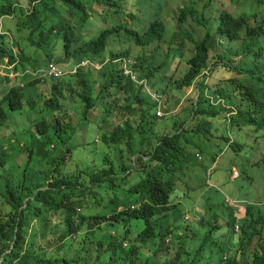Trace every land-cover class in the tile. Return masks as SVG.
Instances as JSON below:
<instances>
[{
  "label": "trees",
  "instance_id": "obj_1",
  "mask_svg": "<svg viewBox=\"0 0 264 264\" xmlns=\"http://www.w3.org/2000/svg\"><path fill=\"white\" fill-rule=\"evenodd\" d=\"M120 2L49 0L45 4L32 0L37 5L30 13L23 8L13 10L12 6L3 5L0 17L18 14L22 18L19 31H31V34L23 39L24 47L21 43L9 45L6 36L0 34V59L8 60L9 66L19 73L25 71L27 65L38 63V52H29V46L38 48L43 58L51 61L58 42L62 64L79 65L85 60L104 64L108 40L118 33V29L103 31L98 39L90 41L86 40V29L94 18V5L118 9ZM40 9L48 15L45 21ZM26 17L30 20H24ZM48 22L52 24L51 28L47 27ZM126 33L136 46L145 47L162 43L166 29L156 21L142 35L128 30ZM262 37L264 22L260 23L256 16L243 13L236 17L222 12L214 37L208 34L196 43L195 55L188 61L183 77L173 82L170 78V58H183L182 50L168 53L157 68L148 71L139 60L134 70L140 73V80L148 79L151 88L158 93L165 94L168 85L176 90L190 88L208 68L209 52L214 45L217 50L214 94L244 106L243 111L230 118V126L254 127L256 132L261 131L264 130V95L259 102L256 91L241 83L250 78L242 75L244 70L256 68L250 55L258 43L255 39ZM240 40L245 46L251 43L253 49L246 48L243 51L248 54L245 60L232 68L226 64L227 57L222 49L233 48L235 53L233 45ZM118 58L119 54L113 55L112 61ZM220 74L226 77L216 79ZM98 76L100 92L95 97L90 82L92 75L83 70L54 85L57 94L49 101L37 102L39 82H30L28 78L23 79L24 89L16 86L0 92V123L8 122L15 114L38 115L41 122L37 124V130L41 135H45L47 118L52 119L55 113L64 117L65 91L67 88L69 92L73 91V81L84 88L76 98L72 97L82 118L99 102L101 124H104L111 118L110 97L119 95L123 96L131 118L111 132L100 135L113 159L104 158L106 167H87L78 174H70L63 171L64 154L71 152L67 143L75 129L69 124L61 126L58 117L57 123L51 126L54 131L57 128V179L45 176L44 184L35 189L21 187L17 192H6L7 204L15 214L0 224V264H213V198H209L208 193L202 195L210 206L205 210V216L195 218V224L185 223L179 204L171 203L180 175L189 164L196 163L189 150H196L197 141L208 142L211 136L212 125L208 120L213 119V112L205 107L207 102L198 100L193 108L195 125L192 129L182 130L173 124L172 133L157 135L153 106L141 97L139 90L133 91V84L126 83L118 67L105 65ZM260 77L257 80L264 82ZM118 102V99L113 101L114 104ZM233 148L240 150L241 146L234 144ZM6 159L7 149L0 142V168L4 167ZM122 162H134V166L126 167ZM117 167L119 173L134 170L142 178L131 181L128 174L125 178H116ZM246 211L251 214L249 208ZM51 213L56 215L57 234L49 228ZM33 219L37 220L36 226L32 225ZM263 223V215L252 218L254 226ZM43 228L47 230L42 232L46 240L39 242ZM254 256L253 264H264V247Z\"/></svg>",
  "mask_w": 264,
  "mask_h": 264
},
{
  "label": "rangeland",
  "instance_id": "obj_2",
  "mask_svg": "<svg viewBox=\"0 0 264 264\" xmlns=\"http://www.w3.org/2000/svg\"><path fill=\"white\" fill-rule=\"evenodd\" d=\"M47 3V0H41ZM20 7L28 12H31L35 4L32 0H0L2 5ZM95 16L92 25L86 29V38L95 40L104 30L119 29V33L109 39L108 49L105 53V58L108 60L111 56L120 54L123 58L131 59L135 63L139 58H142L143 65L146 68L158 67L165 59L168 53L172 50H182L183 58L175 60L172 63L170 78L171 82L183 77L187 71V63L195 55V45L193 41H201L209 33L214 35V31L218 26V21L222 12H229L236 17L243 15L256 16L261 23L264 22V0H121L119 8H109L105 6L95 5L93 7ZM163 10L160 20L166 27V38L163 44H154L150 47L138 48L128 39L125 34L126 30L141 32L149 27L154 21L155 16ZM191 12L192 15L183 18L180 22L181 12ZM259 17V18H258ZM24 20L29 21L28 17ZM19 16L0 17V33L5 34L6 41L9 45L13 43H22L23 38H28L30 32H18ZM253 25V23H252ZM176 35L172 41V35ZM258 42L255 49L250 55L253 66L252 70L245 69L242 75L250 77L243 81L245 87L253 88L256 91L258 101L264 95V82H260V78L264 81V37L255 39ZM235 53L233 48L222 49L223 54L227 57L226 64L230 67H236L241 61L245 60L247 53L243 51L246 48H251L252 44L248 43L245 46L243 40L238 41L235 45ZM17 51V50H16ZM38 52V63L27 65L24 72L17 73L14 67H9L8 62L0 59V92L3 93L7 89H12L18 85L23 87V78L26 73H33L38 70L45 69L52 61L56 62L60 67L69 70L73 68V63L64 65L58 62L63 59L62 51L59 50L52 61L43 58V54L36 48H30L29 52ZM217 60L214 58V49L209 54L208 69L210 77L207 84L209 91L213 92V86L216 84L214 72V64ZM256 64V66H255ZM119 69H120V65ZM85 73H91L93 84V94L98 95L100 92V83L98 71L84 69ZM242 71V70H241ZM222 75V74H220ZM218 75L217 77H219ZM30 76V75H28ZM226 77L223 75V78ZM64 79H68V76ZM217 79V78H216ZM32 81L33 78L30 79ZM63 80V79H62ZM38 99L37 102H44L53 99L54 85L57 81L43 79L38 80ZM170 82V83H171ZM201 83L197 79L193 87L180 91L174 90L171 85L166 88L165 94H160L164 103L165 117L157 119L155 133L157 135L170 134L173 131L172 123L176 127H182L183 130H190L195 125L193 118V105L198 96V86ZM73 91L69 92L67 88L65 95L67 104L64 106V117L54 114L52 119L46 121L48 127L45 135H38L36 121L38 116H14L6 124H0V141L8 148L7 160L4 167L0 168V224L6 223L14 216L15 212L7 204L5 193L7 189H12L15 192L20 186L35 189L38 185H43V178L49 176L51 178L57 176V135L50 127L53 123H57L60 119V125L69 124L75 129V135L72 136L68 143L71 148V153H65L66 159L63 171L64 173L78 174L80 170L87 166H95L102 168L104 164V156L108 154V148L100 141L101 133L111 132L114 128L122 125L125 121H130L128 111L125 107L124 98L122 95L110 97L111 103V118L103 125H100L102 119L100 103L86 114L85 120L81 118V111L75 106L77 93L83 91V87L77 82H72ZM239 85V84H236ZM238 92V89H237ZM228 94V93H227ZM118 99L119 102L114 104L113 101ZM227 105H233L240 112L244 110V106L240 103L229 102L224 98ZM39 110V109H38ZM218 113L219 118L214 120L215 127L218 128V135L228 136L227 131L223 128L225 122L223 120L220 109H213ZM209 148L198 142V149L193 151L199 154L201 159L197 157V162L190 164L183 175H180L177 183V198L174 202L181 203L185 222L193 223L197 214H204L202 206H206V202L201 200V193L207 189L213 192V219L214 216L222 210L224 199H229L226 203L235 208V214H240L239 204L232 202H254L264 203V130L255 131L254 127H240V130L233 129L229 132L232 138H236L237 142L242 144V148L238 152L225 150L224 141L222 138H214L213 140V119ZM57 132V128H56ZM48 138L49 143H45ZM223 141V142H220ZM192 151V150H191ZM221 151L223 153H221ZM218 156L216 163L213 166V157ZM109 158H111L109 156ZM126 167H133V163L122 162ZM154 164V163H153ZM117 167L116 178H128L131 181L139 180L142 177L136 175L134 170L128 173H119ZM236 171L238 178H232V172ZM67 175V174H64ZM259 214L264 213V207H260ZM53 221L54 213H51ZM241 218V215H236ZM29 220L31 218L29 217ZM216 226L221 225V218L214 221ZM32 225H37V220H32ZM229 230L224 233H219L215 236V244L219 248L230 246V242L234 239H227ZM41 237L39 242L44 241ZM260 242L264 246V223L261 226ZM244 263L250 264L251 252H246V257L239 256Z\"/></svg>",
  "mask_w": 264,
  "mask_h": 264
},
{
  "label": "clouds",
  "instance_id": "obj_3",
  "mask_svg": "<svg viewBox=\"0 0 264 264\" xmlns=\"http://www.w3.org/2000/svg\"><path fill=\"white\" fill-rule=\"evenodd\" d=\"M41 1V0H39ZM49 0H47V3H48ZM43 2V1H41ZM44 3V2H43ZM45 3V4H47ZM35 6L37 5V3H34ZM6 5V4H4ZM3 6V5H2ZM0 6V7H2ZM8 6V5H7ZM95 6V5H94ZM93 6V7H94ZM13 7V6H12ZM93 7H92V10H93ZM20 7H16V8H13V10H16ZM35 8V7H34ZM115 9V8H114ZM34 10V9H33ZM32 10V11H33ZM27 11V10H26ZM94 11V10H93ZM28 12V11H27ZM30 13V12H29ZM95 13V12H94ZM163 13V10H161L156 16H155V19L152 23L156 22V21H159L161 22L163 25L164 23L160 20V17ZM186 15V16H183ZM13 15H18V14H13ZM192 15L191 12H184L182 11L181 12V19H180V22L182 23L183 22V18H186L187 16H190ZM19 16V15H18ZM95 16V14H94ZM8 17V16H6ZM6 17H1V18H6ZM9 17H12V16H9ZM94 19V18H93ZM19 24L22 22V18H20L19 16ZM93 22V20H92ZM151 23V24H152ZM150 24V25H151ZM92 25V23H91ZM90 25V26H91ZM149 25V26H150ZM165 27V25H164ZM148 28V27H147ZM147 28L143 29L140 33L139 32H136L140 35L143 34V32L145 30H147ZM114 29H117V28H114ZM166 29V27H165ZM106 31V30H104ZM127 31V30H126ZM125 31V34L127 35L128 39L133 43L134 46H136L134 44V42L130 39V37L128 36V34L126 33ZM130 31V30H128ZM18 32L19 33H23V32H20L19 31V25H18ZM26 32V31H24ZM30 32L31 34V31H28ZM103 32V31H102ZM101 32V33H102ZM135 32V31H133ZM100 33V34H101ZM118 33H119V29H118ZM117 33V34H118ZM167 33V32H166ZM1 34V33H0ZM99 34V36H100ZM117 34H113L111 37L117 35ZM209 34V33H208ZM207 34V35H208ZM2 36H7L5 34H1ZM206 35V36H207ZM211 35V34H210ZM206 36L204 37V39L206 38ZM212 37H214V35H211ZM110 37V38H111ZM176 35H172V41L175 39ZM109 38V39H110ZM165 38H166V34H165V37H164V40L162 43H155V44H163L165 43ZM23 39H27V38H23ZM22 39V41H23ZM98 39V38H97ZM203 39V40H204ZM86 40H88L86 38ZM94 40V39H93ZM96 40V39H95ZM201 40V41H203ZM90 41V40H88ZM201 41H193L194 45H196V43L198 42H201ZM109 42V40H108ZM14 44V43H13ZM22 46L24 47L25 45L23 43H21ZM154 45V44H153ZM57 46V52H58V42L56 44ZM152 46V45H151ZM221 46H223V43L221 42ZM138 47V46H136ZM145 47H150V46H145ZM145 47H138V48H145ZM30 48H33L31 46H29V49ZM38 49V48H36ZM108 49V47H107ZM106 49V51H107ZM214 49V45L212 47V49L210 50V52ZM19 51V50H17ZM39 51V50H38ZM105 51V53H106ZM174 50H172L173 52ZM176 51V50H175ZM180 51V50H179ZM177 51V52H179ZM56 52V54H57ZM209 52V54H210ZM104 53V55H105ZM55 54V55H56ZM103 55V56H104ZM114 55V54H113ZM112 55V56H113ZM120 55V54H119ZM216 55H217V50L214 49V58H216ZM112 56L111 58L108 60L107 58H105L104 56V59H105V62L104 64L100 63V62H92V61H89V60H85L83 61L82 63H80L79 65L73 63V68L72 69H69V70H66L62 67H60L56 62L52 61L51 63H49L47 65V67L45 69H42V70H38L36 72H33V73H26L24 76L23 79L25 78H28L30 82H39L38 80H43V79H49V80H53V81H57L55 85H58V82L60 81H64V80H67V79H64L65 77L68 76L69 77H73L75 76L78 71L80 70H83L84 69H91L93 71H98V74L99 72L101 71V69L103 68V66L105 65H109V64H113V65H116L119 69V66L120 65V69L119 71L122 72V75L126 81V83H132L133 86H134V92H136L137 90L140 91L141 93V97L144 99V100H147L149 101V103L153 106V111L152 113H154L155 115V118H156V121L157 119H162L165 117V114L163 113L164 110H165V107H164V99L163 97L160 95L162 93H158L156 92L153 88H151L150 86V82L148 79H143V80H140V73H137L135 70H134V67L139 63V60H141V63H142V67L145 69V71H148L150 69H153V68H157V67H150V68H146L144 67L143 65V61H142V58H139L138 61L135 63L134 61H132L131 59H127V58H123L121 55H120V58H118L117 60L115 61H112ZM55 57V56H54ZM194 57V56H193ZM175 56H172L170 58V62L171 64L175 61V60H180L179 58L177 59H174ZM182 59V58H181ZM2 60V59H1ZM3 61V60H2ZM8 62L7 64L9 65V61L8 60H5L4 62ZM58 62H60L62 64V62L60 60H58ZM69 63V64H71ZM208 64H209V61H208ZM64 65H68V64H64ZM10 67V66H9ZM24 72V71H22ZM85 72V71H84ZM20 73V72H19ZM86 74H91V73H86ZM30 75V76H28ZM209 77H210V70L207 68L197 79H200L201 80V83L199 84L198 86V96H197V99L195 100L194 102V105H193V108L196 106V103L198 100L200 101H206L207 103L205 104V107L206 108H209V110L211 112H213V140H216L214 138H222V140L224 141H220V142H223L224 145H225V150H232L234 152V149H235V152H238L240 150H237V148H233V145L234 144H238L241 146L242 148V144L240 142H237V140H235L236 138H232L230 135H229V132L233 129H237L238 131L240 130V128L236 127V126H230V118L233 117V116H236L237 114L240 113V111L235 108L233 105H227L225 103V101L223 99H221L219 96L215 95L214 94V89H213V92L209 91V89L206 87L207 84H208V81H209ZM34 79V80H37V81H32L30 79ZM220 78H223V75H220L219 77H217V79H220ZM225 78V77H224ZM63 79V80H62ZM196 79V80H197ZM195 80V82H196ZM194 82V83H195ZM24 83V82H23ZM193 83V85H194ZM193 85L191 87H193ZM20 88H23L25 87V84H23V87H21L20 85H18ZM190 87V88H191ZM214 87V86H213ZM173 88V87H172ZM183 89H189V88H183ZM181 89V90H183ZM176 90V89H174ZM177 91H180V90H177ZM92 94H93V91H92ZM93 97H95V95L93 94ZM76 106V105H75ZM77 108V107H76ZM215 108H219L220 109V112H221V115L223 116V120L220 121V122H225V124L223 125V128L227 131L228 133V136L224 137L223 135H218V128L215 127L214 125V120H217L219 118V115L218 113L214 112L213 109ZM78 109V108H77ZM80 110V109H78ZM81 111V110H80ZM25 114H28V113H25ZM23 114V115H25ZM23 116V115H19V114H15L13 115L11 118H13L14 116ZM102 115V114H101ZM33 116H38V115H33ZM81 118H82V113H81ZM194 118V117H193ZM83 120H85V118H82ZM10 120V119H9ZM48 120V118L45 120V125H46V121ZM102 120V119H101ZM101 120H100V125H103L101 124ZM212 119L208 120V122L210 123ZM9 122V121H8ZM6 122V123H8ZM41 121L39 120V117L36 121V128H37V124L40 123ZM6 123H0V124H6ZM173 124L175 123H172V128H173ZM211 124V123H210ZM176 125V124H175ZM212 125V124H211ZM47 126H46V130H47ZM50 129H52L50 127ZM115 129V128H114ZM174 129V128H173ZM46 130H45V133H46ZM53 130V129H52ZM183 130V129H182ZM212 130V128H211ZM54 131V130H53ZM56 131H54L55 133ZM155 132V131H154ZM37 133H38V130H37ZM105 133H109V132H105ZM172 133V132H171ZM211 133V131H210ZM57 135V132L55 133ZM104 134V133H101V135ZM38 135H41L38 133ZM75 135V133H74ZM168 135V134H166ZM73 136V135H72ZM72 138V137H71ZM101 141V140H100ZM209 141H210V137H209ZM208 141V142H209ZM218 141V140H216ZM1 142V141H0ZM198 142H201L204 146H205V149H208L209 148V145H208V142L205 141V140H200V141H197V146H198ZM102 143V142H101ZM2 144V142H1ZM103 144V143H102ZM3 145V144H2ZM104 145V144H103ZM4 146V145H3ZM67 146L69 147L68 143H67ZM106 146V145H105ZM5 147V146H4ZM107 147V146H106ZM6 148V147H5ZM70 148V147H69ZM108 148V147H107ZM7 149V154H8V148ZM71 149V148H70ZM198 149V148H197ZM193 151L195 150H189L190 153H193ZM71 153V152H70ZM69 153V154H70ZM221 153H223L221 151ZM194 154V153H193ZM106 156H110L111 157V154H110V151H109V148H108V154H106L104 156V158ZM195 156V154H194ZM198 158L199 160L201 159V156L199 154H196L195 158ZM197 158H196V162H197ZM218 158V156L216 157H213V166L215 165L216 163V159ZM112 159V157L110 158ZM7 160V159H6ZM113 160V159H112ZM66 162V161H65ZM6 164V163H5ZM105 160H104V164H103V167H106L105 166ZM190 165V164H189ZM188 165V166H189ZM5 166V165H4ZM187 166V167H188ZM87 167H94L96 168L95 166H87ZM85 167V168H87ZM2 168V167H1ZM84 168V169H85ZM96 169H99V168H96ZM101 169V168H100ZM187 169V168H186ZM186 171V170H185ZM184 171V172H185ZM184 174V173H183ZM182 174V175H183ZM238 174L236 171L232 172L231 174V177L232 178H238ZM179 182V181H178ZM21 187H24V186H20L19 189ZM26 188V187H25ZM18 189V190H19ZM30 189V188H29ZM8 190H12V189H7ZM17 190V191H18ZM31 190V189H30ZM6 191V192H7ZM14 191V190H12ZM16 191V192H17ZM15 192V191H14ZM204 193H208V196L209 198H213V192H210L209 190L205 189L202 191L201 193V200L206 202V206H202V209L204 211V214H197L198 216L199 215H203L205 216V210L210 206L208 201H205L202 199V195ZM6 195V193H5ZM4 195V196H5ZM177 198V186H176V190L172 193L171 195V203H178L179 204V208L183 214V210L181 209V203L179 201L177 202H174V199ZM227 201H230L229 199H224L223 203H222V210H223V213L224 214H220L218 213V215L214 216L215 219H213V264H247V263H244L242 261L241 258H239V256L245 258L246 257V252L249 251L251 252V262L250 264H253L254 260H255V256L254 254H256L257 252L259 253L260 252V248L264 247L262 245V243L260 242V239H261V226L262 225H252V218H257L258 216H264V213L262 214H259V211H260V207H264V203H254V202H241V203H235V202H232L233 204H239V211H240V214H235V208H233V206H229L226 202ZM249 208L250 209V213L251 214H248L246 209ZM79 211V209H78ZM232 211V214L230 213ZM236 215H241V218H238ZM197 216V217H198ZM195 217V218H197ZM195 218H194V222L193 223H189V222H185L184 220V215H183V220L185 223H188V224H195ZM219 218H221V225H224V226H216L217 224L214 222L216 220H218ZM230 220H233V224H230ZM229 230V236L227 239H234V241L230 242V246H225L223 248H219L217 246V244H215V236H217V234L219 233H224L226 232V230Z\"/></svg>",
  "mask_w": 264,
  "mask_h": 264
},
{
  "label": "crops",
  "instance_id": "obj_4",
  "mask_svg": "<svg viewBox=\"0 0 264 264\" xmlns=\"http://www.w3.org/2000/svg\"><path fill=\"white\" fill-rule=\"evenodd\" d=\"M39 11H40V13H41V18H42V20L45 21V20L47 19L48 15H46V14L44 13L43 9H40ZM49 16H52V13H49ZM46 25H47V27H49V28L52 27V24H50L49 22L46 23ZM49 141H50V140H49L48 138L45 139V143H49ZM48 177H49V176H48ZM49 178H51V177H49ZM52 179H57V176H56V177H53ZM42 180H43V179H42ZM43 182H44V180H43ZM50 218H52V216H50V217L48 218L50 231H51L52 233H56V234H57V220H56V215H55V217L53 218V221H52V222H50V220H49ZM46 231H47V230H46L45 228H43V229L41 230L40 234H41V238H42V239H44V238H43V235H42V232H43V234H44ZM45 240H46V239H45Z\"/></svg>",
  "mask_w": 264,
  "mask_h": 264
}]
</instances>
